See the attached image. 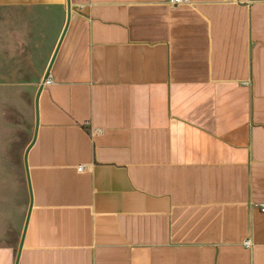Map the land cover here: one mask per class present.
I'll return each instance as SVG.
<instances>
[{"label":"crops","instance_id":"1","mask_svg":"<svg viewBox=\"0 0 264 264\" xmlns=\"http://www.w3.org/2000/svg\"><path fill=\"white\" fill-rule=\"evenodd\" d=\"M69 1L0 0V264H264V0Z\"/></svg>","mask_w":264,"mask_h":264},{"label":"water","instance_id":"2","mask_svg":"<svg viewBox=\"0 0 264 264\" xmlns=\"http://www.w3.org/2000/svg\"><path fill=\"white\" fill-rule=\"evenodd\" d=\"M70 13H71V5H70V1L68 0V19H67V24H68L69 19H70ZM67 24H66V27H65V29H64V31H63V34H64V32H65V30H66V28H67ZM62 36H63V35H62ZM61 38H62V37H61ZM59 44H60V42L58 43V45H57V47H56V49H55V51H54V54H53L52 59H51V61H50V64H49V66H48V68H47V70H46V72H45V74H44V77H43L42 83H41V85H40V87H39V89H38V92H37V95H36V112H37V110H38V99H39V94H40V92H41V90H42V88H43V84H44V82H45L46 79L49 77V74H50V68H51L52 62H53V60H54V58H55V55H56V53H57V50H58ZM36 130H37V125H36V129H35V135H36ZM35 135H34V138H35ZM32 142H33V141H32ZM31 144H32V143H31ZM31 144H30V145H31ZM30 145H29V146H30ZM28 149H29V147H28ZM28 149H27V151H28ZM27 151H26V154H27ZM25 158H26V155H25ZM26 172H27V178H28V183H29V189H30V192H31V185H30L29 170H28L27 162H26ZM30 206H31V205H30ZM29 214H30V211H28V215H27V219H26V223H25V228H24L23 236H24L25 229H26V226H27V223H28ZM23 236H22V240H21L20 247H19V250H18V256H19V253H20V251H21L22 244H23Z\"/></svg>","mask_w":264,"mask_h":264},{"label":"built area","instance_id":"3","mask_svg":"<svg viewBox=\"0 0 264 264\" xmlns=\"http://www.w3.org/2000/svg\"><path fill=\"white\" fill-rule=\"evenodd\" d=\"M166 3H168L169 5H178L184 2H189V0H164ZM51 79L47 78L45 83H50ZM79 170L83 169V166L78 167Z\"/></svg>","mask_w":264,"mask_h":264}]
</instances>
